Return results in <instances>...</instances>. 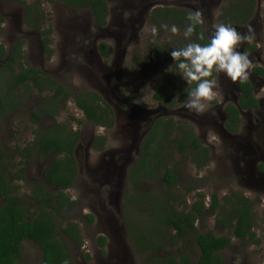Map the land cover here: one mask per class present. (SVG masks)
<instances>
[{"label":"rangeland","instance_id":"374dc122","mask_svg":"<svg viewBox=\"0 0 264 264\" xmlns=\"http://www.w3.org/2000/svg\"><path fill=\"white\" fill-rule=\"evenodd\" d=\"M25 1V4H38L41 28L37 30L25 23V4L0 0L3 49L9 50L21 42L22 58L16 64L18 67L33 66L45 71L71 96L94 92L100 97L99 104L109 106L113 112V125L106 128L87 120L70 99L58 115L43 116L39 122H34L31 113L39 107L41 94L29 85L27 93L23 94L25 103L0 121V145L5 164L19 187V203L30 212H34L37 205L30 198L36 185L51 188L43 174L53 155L41 157L34 151L23 159L22 148L32 144L34 130L44 131L53 125L65 124L79 132L73 148L77 173L72 187L64 191L71 203L57 218V222L63 224L76 223L80 231L81 246L59 235L70 251L72 264H147L145 252L139 251L133 241L125 201L138 193L164 195L165 187L158 174L148 180L130 178L133 165L140 157L141 143L152 121L158 117L172 118L178 124L191 123L198 140L210 152L208 164L197 168L188 150L185 154L174 150L171 138L176 131H171L165 141L169 152L164 164L175 169L174 205L189 209L201 193L207 208L213 196L223 203L231 192L242 194L253 208L254 238L232 237L231 243L219 254L224 264H264V77L252 71L254 66L264 67V0H105L108 6L105 26L97 25L88 9H77L57 0ZM249 6L250 14L245 17ZM163 7L188 9L193 14L199 11L203 19L199 26L209 40L214 25L230 24L240 33H247L248 26L254 30V40L241 46L240 51L251 61L248 80L254 87L259 107L239 109L236 132L225 128V105L237 106L239 91L237 82H232L224 73H215L212 78L217 81V95L206 112L196 115L182 106L187 98L186 94L182 99V93L195 82L185 84L170 52L195 41L193 36L184 38L183 27L178 28L177 34L171 33L170 22L158 16ZM173 25L177 27L176 23ZM153 26L158 29L156 36L151 32ZM42 30L48 31L47 46L43 43ZM100 42L108 44L107 58L101 56ZM170 65L172 72L167 70ZM5 74L0 70L3 80ZM158 90L167 92L170 101L155 99ZM98 137L104 138L100 150L93 146ZM21 167V179L17 180ZM2 202L0 197V205ZM143 208L139 206L132 211L135 222L142 220L141 228L145 227ZM227 214L228 207L223 212H205L196 222L198 230L231 236L226 227L216 224L217 220L227 218ZM87 215L92 216L91 222ZM98 236L106 239L104 255ZM177 253H184L195 262L198 247L190 238L185 246L166 247L158 255ZM17 264H41L39 247L31 240L23 241Z\"/></svg>","mask_w":264,"mask_h":264},{"label":"trees","instance_id":"16d2710c","mask_svg":"<svg viewBox=\"0 0 264 264\" xmlns=\"http://www.w3.org/2000/svg\"><path fill=\"white\" fill-rule=\"evenodd\" d=\"M17 4H25V0H9ZM50 2L54 0H49ZM56 1V0H55ZM77 9H88L92 13L97 25L105 26L107 23L108 6L105 0H57ZM250 4V2H249ZM24 21L27 25L40 30L38 20L41 18L38 4H25ZM162 13L158 16L163 21L177 25V28H185L189 23L188 9L169 8L159 9ZM249 12L245 16L250 14ZM193 14V13H191ZM229 14V11H228ZM234 17V15H233ZM244 17V18H245ZM0 18V23H1ZM1 29V28H0ZM45 34L44 46H47L46 35L48 31H41ZM195 42L205 45L210 42L199 25H195L192 34ZM101 56L107 58L109 47L105 42L98 44ZM7 55V50L0 47V59ZM22 58L21 42L15 43L7 57L5 79L0 77V121L8 113L25 103L24 95L31 87L41 94L40 104L37 110L32 111L31 118L34 122H39L43 116H56L64 108L66 100L70 97L75 105L83 112L84 117L103 127L109 128L113 125V112L109 106L99 104L100 97L94 93H80L72 95L45 71L33 66L18 67L16 65ZM253 72L264 76V68L253 67ZM215 73H213V78ZM195 85L187 88L182 93L183 97L191 91ZM239 89L243 94L237 98V106L228 103L225 106L227 119L225 128L230 132L237 131L239 121V110L257 107L258 101L253 96V86L249 80L239 83ZM43 93V94H42ZM24 94V95H23ZM155 99L169 102L170 97L164 90H158ZM176 131L171 138L174 150L178 154H185L189 151L190 160L197 168H202L210 161L209 148L203 146L195 135L193 125L188 122L176 123L172 118L158 117L154 119L149 127L140 146V157L133 165L130 173L132 181L148 180L158 174L165 187L163 196L154 197L152 195H141L136 197L130 195L125 201L127 211V222L132 229V238L139 251L145 252L147 264H224L219 252L225 249L232 237L252 240L254 232V212L250 201L242 194L231 192L230 196L224 197L220 203L216 196L207 208L203 203L204 196L198 193V200L193 202L189 209H180L174 205L173 189L177 185L175 169L164 164V158L169 152L168 144L165 141L170 133ZM79 137L78 131H72L65 124L53 125L50 129L39 131L34 130V140L30 146H25L21 150L22 158H27L34 151L41 156L53 155L51 164L45 169L43 177L50 185L37 184L30 197L37 203L34 212L20 204L17 197L18 185L11 178L9 166L5 164L4 152L0 145V264H17L21 257L22 243L25 240L34 242L41 251V264H72V257L66 244L59 238V235L69 238L77 246L82 245L80 231L76 223L57 222V218L63 215L62 209L71 203L69 196L64 192L72 187L73 180L77 173V168L73 158V148ZM104 138L98 137L93 146L102 149ZM164 167L163 170H161ZM22 167L19 168L17 177L20 180ZM54 188L57 191H54ZM192 189V188H191ZM173 198V199H172ZM144 204V206H143ZM143 208L144 228L142 220H133V210ZM228 207L227 218L217 220L216 224L226 227L231 236L216 235L208 230L200 232L196 225L201 215L205 212L212 214L215 211L223 212ZM133 211V212H132ZM92 221V216H86ZM129 220V221H128ZM149 224V225H148ZM140 225V226H139ZM148 226V227H147ZM192 238L198 247L197 261H192L186 254L177 253L167 256H159L160 250L166 247L185 246ZM98 244L101 254H105L104 247L106 239L98 236ZM88 259V255H86Z\"/></svg>","mask_w":264,"mask_h":264},{"label":"clouds","instance_id":"9594fccd","mask_svg":"<svg viewBox=\"0 0 264 264\" xmlns=\"http://www.w3.org/2000/svg\"><path fill=\"white\" fill-rule=\"evenodd\" d=\"M189 23L184 30V38L189 39L195 31V25H202V14L196 11L187 17ZM167 28V25H162ZM172 34L178 33L175 25L170 29ZM152 35L158 34L153 26ZM255 38L254 30L248 26L247 33H240L230 24L214 25L210 42L201 45L190 42L180 49H173L170 56L179 70L180 78L187 85L195 82V87L187 93L183 107L196 115L207 111L210 103L216 99L217 81L212 79L213 73H224L232 82L245 83L249 78L252 64L246 53L240 51L241 46L251 43ZM172 64V65H173ZM172 65L167 69L171 71Z\"/></svg>","mask_w":264,"mask_h":264},{"label":"flooded vegetation","instance_id":"af4514ba","mask_svg":"<svg viewBox=\"0 0 264 264\" xmlns=\"http://www.w3.org/2000/svg\"><path fill=\"white\" fill-rule=\"evenodd\" d=\"M0 47H1V43H0ZM10 50H11V48H9V50H7V55H4V57L2 58V59H0V66L2 67L0 70H2V71H4V74L7 72V70H5V66H6V61H7V57H8V55H9V53H10ZM255 67V66H254ZM260 67H262V66H260ZM264 68V67H263ZM252 71H253V68H252ZM255 74H257L256 72H254ZM259 75V74H258ZM261 76V75H260ZM264 77V76H263ZM3 83H2V81H0V86L2 85ZM252 84V83H251ZM237 89H238V91H239V95H241V93L243 94V92H241L240 91V89H239V82H237ZM253 86V85H252ZM252 94H253V96L255 97V95H254V87H253V91H252ZM238 95V96H239ZM73 98V97H72ZM71 97L69 98V99H67L66 100V103H65V106L64 107H66L67 106V103H68V101L71 99L72 101H73V103H74V100L72 99ZM256 98V97H255ZM257 99V98H256ZM257 101H258V99H257ZM74 105H75V103H74ZM227 105V104H226ZM225 105V106H226ZM236 105H237V100H236ZM76 106V105H75ZM77 107V106H76ZM259 107V102H258V106L257 107H251V108H249V109H245V110H250V109H257ZM78 108V107H77ZM239 109H241V108H238V110ZM226 119H227V115H226ZM88 120V119H87ZM226 121V120H225Z\"/></svg>","mask_w":264,"mask_h":264}]
</instances>
